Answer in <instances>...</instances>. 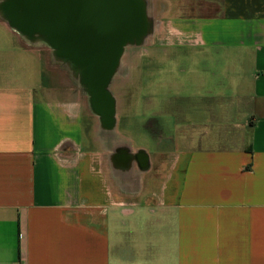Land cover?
<instances>
[{"label":"crops","instance_id":"crops-1","mask_svg":"<svg viewBox=\"0 0 264 264\" xmlns=\"http://www.w3.org/2000/svg\"><path fill=\"white\" fill-rule=\"evenodd\" d=\"M168 1L188 14L148 36V72L186 83L149 91L151 153L119 129L130 102L41 95L42 54L0 17V264H264V0Z\"/></svg>","mask_w":264,"mask_h":264},{"label":"water","instance_id":"water-1","mask_svg":"<svg viewBox=\"0 0 264 264\" xmlns=\"http://www.w3.org/2000/svg\"><path fill=\"white\" fill-rule=\"evenodd\" d=\"M144 7V0H7L4 4L11 25L28 35L39 34L55 55L72 63L75 72L90 73L89 85L110 98L105 112L109 115L113 97L107 86L122 50L126 44L140 43L148 31L143 27Z\"/></svg>","mask_w":264,"mask_h":264},{"label":"rangeland","instance_id":"rangeland-1","mask_svg":"<svg viewBox=\"0 0 264 264\" xmlns=\"http://www.w3.org/2000/svg\"><path fill=\"white\" fill-rule=\"evenodd\" d=\"M144 1L145 18L143 21V27L148 31L140 43H130L124 46L122 56L119 60V65L115 67L114 75L110 79V93L112 94L114 101L118 99L120 101L123 100L124 102L131 103L129 107H125L120 117L119 129L124 134V138H126L125 140L128 142L130 141L132 146L143 147L151 153L155 151V140L152 139L146 130L147 122L151 116V103L148 102L149 91L151 92L155 90L157 94L155 98H157V100L167 98L169 95L173 97H180L183 93L186 80H184V76H182V78L180 77L178 71L180 64L175 61L167 63L165 68L166 71H159V73H155L153 77L150 75L148 72L147 52L151 49H159L160 45H164L163 41L165 42L166 39H159V45H149L151 37L148 36L153 33L155 34V31L158 29L159 32L163 33V37H166L163 29L161 27L159 28V25H163L164 21L174 14H188V12L185 9H181V11L169 13L167 8L169 7L170 2L168 0ZM212 2L216 3V1ZM187 3L192 6H202L208 2L205 0H184L183 5ZM0 17H6L5 13L1 10V6ZM8 22L7 24L16 35L17 40L20 41V39H24L28 42V47L36 48L42 54L44 66L43 71L41 72L40 80L42 82L43 89L40 94L46 98L72 99L83 104L82 106H85L86 108L88 106V104H84L87 101L86 99H88L87 96H85L86 94L79 93L75 97L71 93V87H73L74 80L78 82V85L84 86V83L82 82L79 74L76 73L77 70L75 72L72 68L70 61L64 59L63 57H57L49 43L38 37L39 34H32L33 36L28 35L19 31L13 24L11 25ZM161 33L155 34V38L157 35L161 37ZM17 35H19V37ZM3 36L4 33L1 30L0 38ZM172 50L176 49H168L167 53L169 56L171 54H175ZM179 51L180 49H177L176 51L178 55L180 54ZM137 59H140V73L138 77H136V73L135 75L132 73V68L136 65ZM151 78L153 80L152 83ZM194 84L195 83H193V87L195 86ZM87 95L89 97L88 93ZM170 100L174 99L170 98ZM85 108H83L82 111H84ZM158 110V114L155 115L156 119L166 122L170 120V126L168 124V127L172 130L173 123L171 124V121L173 118L166 117L163 109ZM161 157L162 154H152L154 164H152L153 169L148 173V178H153L158 175L157 170L161 162Z\"/></svg>","mask_w":264,"mask_h":264},{"label":"flooded vegetation","instance_id":"flooded-vegetation-1","mask_svg":"<svg viewBox=\"0 0 264 264\" xmlns=\"http://www.w3.org/2000/svg\"><path fill=\"white\" fill-rule=\"evenodd\" d=\"M56 56L60 57V58L62 57L60 55H56ZM70 64L72 65V63H70ZM72 68H73V66H72ZM88 69L90 70V67ZM73 73H72V75H73ZM77 74H79L80 77L85 75V76H83V78L85 80V82H84L85 87L83 85H78V82H76V80H74V83L72 82L73 87H71L72 95H74L76 97V95L79 93H82V94L85 93L86 94L85 96H87V98H88V99H86L87 101L85 103H88L91 106L93 105L95 110L103 111V112L108 111L109 104H110V98H109L108 94L106 95L105 93L102 92V90L99 91V89H97L96 86L89 85L88 81H89V79H91L90 73L89 74L88 73H84V74L81 73L82 74L81 75L79 72H77ZM74 78H75V76H74ZM107 90H109V92H111L110 81L108 83ZM87 93L89 94V97H88ZM138 158H139V156H138Z\"/></svg>","mask_w":264,"mask_h":264},{"label":"built area","instance_id":"built-area-1","mask_svg":"<svg viewBox=\"0 0 264 264\" xmlns=\"http://www.w3.org/2000/svg\"><path fill=\"white\" fill-rule=\"evenodd\" d=\"M14 264H18V263H14Z\"/></svg>","mask_w":264,"mask_h":264}]
</instances>
